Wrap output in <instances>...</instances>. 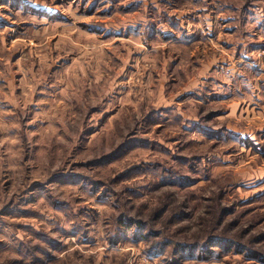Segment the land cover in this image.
I'll return each mask as SVG.
<instances>
[{
    "label": "rangeland",
    "instance_id": "374dc122",
    "mask_svg": "<svg viewBox=\"0 0 264 264\" xmlns=\"http://www.w3.org/2000/svg\"><path fill=\"white\" fill-rule=\"evenodd\" d=\"M0 4V264H264V0Z\"/></svg>",
    "mask_w": 264,
    "mask_h": 264
},
{
    "label": "crops",
    "instance_id": "0c3cea01",
    "mask_svg": "<svg viewBox=\"0 0 264 264\" xmlns=\"http://www.w3.org/2000/svg\"><path fill=\"white\" fill-rule=\"evenodd\" d=\"M3 4H0V6H2ZM4 9V8H3ZM6 11V10H5ZM4 12V11H3Z\"/></svg>",
    "mask_w": 264,
    "mask_h": 264
}]
</instances>
